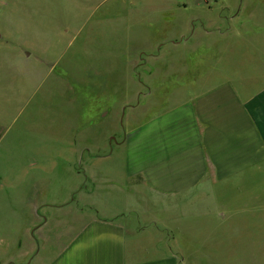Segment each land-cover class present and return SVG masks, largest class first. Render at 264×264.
<instances>
[{
    "label": "crops",
    "instance_id": "crops-1",
    "mask_svg": "<svg viewBox=\"0 0 264 264\" xmlns=\"http://www.w3.org/2000/svg\"><path fill=\"white\" fill-rule=\"evenodd\" d=\"M239 3V11L253 10L256 20L239 22L248 31L237 56L225 59L226 33L214 31L226 22L198 20L187 7L181 12L191 13L186 49L199 54L185 71L176 70L173 87L151 85L136 104L122 106L117 122L124 137L111 142L118 147L91 149L83 170H50L49 185L35 182L15 193L10 204L20 209L24 232L14 234V251L30 254L26 264H184L171 240L192 236L189 229H201L196 222L225 215V187L233 185L241 200L249 184L264 181V0ZM183 34L181 29L175 37ZM1 77L0 148L18 106L12 83L5 76L1 84ZM66 174L72 181L58 186L52 175ZM35 205L41 206L39 218Z\"/></svg>",
    "mask_w": 264,
    "mask_h": 264
},
{
    "label": "rangeland",
    "instance_id": "rangeland-1",
    "mask_svg": "<svg viewBox=\"0 0 264 264\" xmlns=\"http://www.w3.org/2000/svg\"><path fill=\"white\" fill-rule=\"evenodd\" d=\"M239 5V0H0L1 84L6 76L18 103L10 138L0 148V196L6 194L0 204V261L11 255L15 259L7 264H26L30 256L20 247L14 251V234L24 232L19 206L17 212L10 204L15 193L35 182L49 185L50 170H83L91 149L118 147L111 142L112 136L124 137L117 122L122 106L136 104L151 85L173 87L176 70L185 71L199 54L186 49L192 30L184 25L191 13L181 12L193 6L191 16L198 20L226 22L214 31L226 33L221 50L230 59L245 45L248 26L239 22L256 20L253 10L240 12ZM144 7L155 10L147 13ZM181 29L187 34L175 37ZM63 150L76 155L65 158ZM67 175L52 177L67 186L72 181ZM256 181L241 200L233 185L225 187L220 191L225 215L196 222L201 229H189L192 236L171 240L184 264H264V181ZM40 207L35 205L37 218Z\"/></svg>",
    "mask_w": 264,
    "mask_h": 264
}]
</instances>
